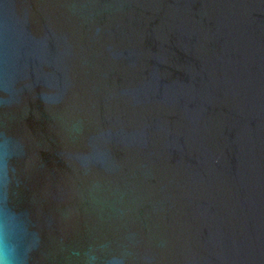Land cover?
<instances>
[{"label": "water", "instance_id": "1", "mask_svg": "<svg viewBox=\"0 0 264 264\" xmlns=\"http://www.w3.org/2000/svg\"><path fill=\"white\" fill-rule=\"evenodd\" d=\"M0 264H264V0H0Z\"/></svg>", "mask_w": 264, "mask_h": 264}]
</instances>
